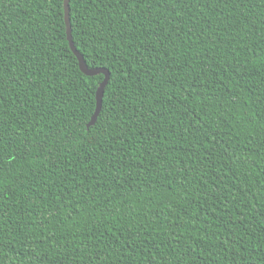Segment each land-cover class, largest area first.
Instances as JSON below:
<instances>
[{
    "label": "trees",
    "instance_id": "1",
    "mask_svg": "<svg viewBox=\"0 0 264 264\" xmlns=\"http://www.w3.org/2000/svg\"><path fill=\"white\" fill-rule=\"evenodd\" d=\"M0 0V264H264V0Z\"/></svg>",
    "mask_w": 264,
    "mask_h": 264
},
{
    "label": "water",
    "instance_id": "2",
    "mask_svg": "<svg viewBox=\"0 0 264 264\" xmlns=\"http://www.w3.org/2000/svg\"><path fill=\"white\" fill-rule=\"evenodd\" d=\"M64 12H65V22H66V28H67V39H68L69 45L71 47V50L73 51V53L75 54V56L78 59L80 70L86 76H97V75H103L104 76V80L100 84V86L97 90V94H96L97 106H96L95 113L91 119V122L88 124V128H90L96 124L98 117L101 113L105 88L108 85L109 80H110V72L105 68L91 69L88 67L83 56L77 50V48L73 42L72 27H71V20H70V0L64 1Z\"/></svg>",
    "mask_w": 264,
    "mask_h": 264
}]
</instances>
